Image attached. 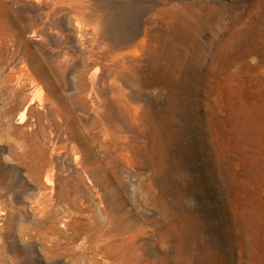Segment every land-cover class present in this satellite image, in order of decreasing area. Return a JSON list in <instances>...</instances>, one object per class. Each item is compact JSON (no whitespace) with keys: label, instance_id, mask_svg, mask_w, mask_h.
<instances>
[{"label":"rangeland","instance_id":"obj_1","mask_svg":"<svg viewBox=\"0 0 264 264\" xmlns=\"http://www.w3.org/2000/svg\"><path fill=\"white\" fill-rule=\"evenodd\" d=\"M0 45V264H264V0H0Z\"/></svg>","mask_w":264,"mask_h":264},{"label":"bare ground","instance_id":"obj_2","mask_svg":"<svg viewBox=\"0 0 264 264\" xmlns=\"http://www.w3.org/2000/svg\"><path fill=\"white\" fill-rule=\"evenodd\" d=\"M3 48V45H0V50ZM22 68V67H21ZM17 79H19V81H21V83L23 84V83H25V82H34V80H33V78L32 77H30V76H28L27 74H25L24 76H22V77H19V78H17ZM8 80V79H7ZM9 99V98H8Z\"/></svg>","mask_w":264,"mask_h":264}]
</instances>
